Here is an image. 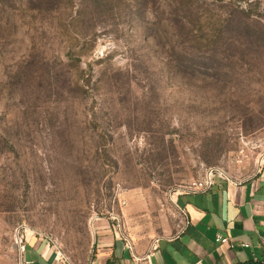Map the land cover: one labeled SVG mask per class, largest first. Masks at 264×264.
Returning <instances> with one entry per match:
<instances>
[{"label":"rangeland","instance_id":"rangeland-1","mask_svg":"<svg viewBox=\"0 0 264 264\" xmlns=\"http://www.w3.org/2000/svg\"><path fill=\"white\" fill-rule=\"evenodd\" d=\"M263 153L264 0H0V264L181 229L178 194Z\"/></svg>","mask_w":264,"mask_h":264},{"label":"crops","instance_id":"crops-1","mask_svg":"<svg viewBox=\"0 0 264 264\" xmlns=\"http://www.w3.org/2000/svg\"><path fill=\"white\" fill-rule=\"evenodd\" d=\"M175 199L188 226L169 225L151 240L130 239L115 216L96 219L88 264H264V169L243 179L216 175L210 189ZM218 234L234 245L217 243ZM20 256L21 264H68L39 233L26 235Z\"/></svg>","mask_w":264,"mask_h":264},{"label":"built area","instance_id":"built-area-1","mask_svg":"<svg viewBox=\"0 0 264 264\" xmlns=\"http://www.w3.org/2000/svg\"><path fill=\"white\" fill-rule=\"evenodd\" d=\"M261 157H262L260 159L261 163H260L259 168L256 171L255 175L258 174L259 172H261L262 171V166H264V153L261 155ZM215 176L216 175L214 174V170L207 172L202 179H200L199 181L194 182L192 185H190L185 190V192H189V191H206V190L210 189L213 186V184L215 183ZM182 214H183V219H184V221H183L184 225H182L181 228H185V227L188 226L189 221L187 219L186 213L182 212ZM216 241H217V243H220L222 245H225V244H229L230 246L234 245L229 237H225V236H223L221 234L217 235ZM241 245L243 247H249V243H241ZM20 248L21 249L23 248V244L22 243H20Z\"/></svg>","mask_w":264,"mask_h":264}]
</instances>
